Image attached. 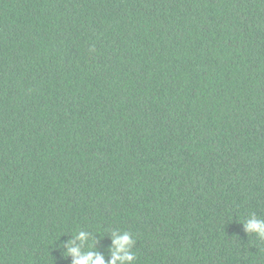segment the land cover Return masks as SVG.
<instances>
[{
    "label": "trees",
    "instance_id": "obj_1",
    "mask_svg": "<svg viewBox=\"0 0 264 264\" xmlns=\"http://www.w3.org/2000/svg\"><path fill=\"white\" fill-rule=\"evenodd\" d=\"M250 214L264 0H0V264H264Z\"/></svg>",
    "mask_w": 264,
    "mask_h": 264
},
{
    "label": "clouds",
    "instance_id": "obj_2",
    "mask_svg": "<svg viewBox=\"0 0 264 264\" xmlns=\"http://www.w3.org/2000/svg\"><path fill=\"white\" fill-rule=\"evenodd\" d=\"M242 224L246 234H254L258 239L264 240V219H258L255 214H250ZM73 235V240L63 244L67 256L72 257V264H135L137 257L132 249L136 241L127 231L110 234L112 244L108 260L102 253L93 250L94 243H89L91 240L88 232L77 231ZM86 246L89 249L87 251L84 250Z\"/></svg>",
    "mask_w": 264,
    "mask_h": 264
}]
</instances>
